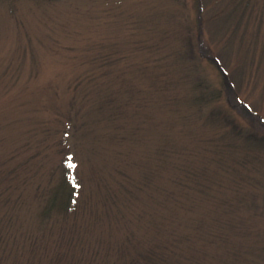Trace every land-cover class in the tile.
Masks as SVG:
<instances>
[{
    "label": "rangeland",
    "instance_id": "rangeland-1",
    "mask_svg": "<svg viewBox=\"0 0 264 264\" xmlns=\"http://www.w3.org/2000/svg\"><path fill=\"white\" fill-rule=\"evenodd\" d=\"M248 134L264 0H0V264H264Z\"/></svg>",
    "mask_w": 264,
    "mask_h": 264
},
{
    "label": "trees",
    "instance_id": "trees-1",
    "mask_svg": "<svg viewBox=\"0 0 264 264\" xmlns=\"http://www.w3.org/2000/svg\"><path fill=\"white\" fill-rule=\"evenodd\" d=\"M53 1V0H51ZM214 113V112H213ZM211 114L212 116H216V119L222 117L219 115V113ZM223 119H225L223 117ZM245 139L247 141H250L256 145H258L261 148H264V136H257L255 134H248L245 136ZM71 186L74 188V186L71 184ZM71 190H67L64 188V184L62 183H56L54 188L52 189L51 193L49 194L47 199L45 200L44 206L40 209V216L43 218L45 216H48V214L57 212L58 210L62 213L66 212V208L68 206V203L66 199L64 200V196L69 195ZM1 193V191H0ZM0 198H4V195H0ZM67 198V197H66ZM5 199V198H4ZM3 218H0L2 220ZM45 220V218H44ZM0 227H1V221H0ZM159 254V252H158ZM159 255L157 256V259H159ZM157 261V263H160L161 261ZM151 255L148 251L139 253V257H132L131 259L125 260L123 262H114L113 264H153L151 263Z\"/></svg>",
    "mask_w": 264,
    "mask_h": 264
}]
</instances>
